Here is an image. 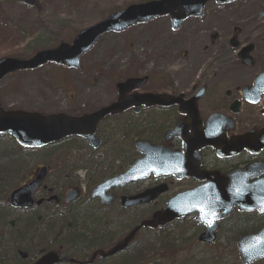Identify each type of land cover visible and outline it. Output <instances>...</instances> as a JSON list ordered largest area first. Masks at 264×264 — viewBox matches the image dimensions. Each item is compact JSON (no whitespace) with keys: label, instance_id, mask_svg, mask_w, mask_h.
I'll return each mask as SVG.
<instances>
[{"label":"rangeland","instance_id":"obj_1","mask_svg":"<svg viewBox=\"0 0 264 264\" xmlns=\"http://www.w3.org/2000/svg\"><path fill=\"white\" fill-rule=\"evenodd\" d=\"M24 1L0 0V58H26L39 49L56 47L59 42L68 43L80 29L103 19L110 12L148 0H35L32 5ZM240 3L220 7L210 1L205 6L202 18L185 21L181 29L175 32L170 29L169 19L163 17L120 33L104 34L84 54L80 70L47 64L32 71L5 76L0 81V102L5 109L81 114L110 102L115 94V83L127 77L146 75L150 77L153 87L160 86L156 84L158 80H173L183 89L190 81L209 77L203 73L206 69L211 71L210 63L212 59L216 60L210 47L216 43L212 42V36L217 34L221 38L226 37L232 24L244 26V19L259 18L258 14L264 7V0H245L243 4ZM262 19L247 26L245 31L248 35L261 37L264 45V18ZM262 51L264 53V47ZM148 86L150 87L149 84ZM87 92L93 94V100L84 101ZM51 98H56V102H50ZM151 119L153 129L160 124V119L164 124L167 121V118L157 115L151 116L149 120ZM149 120L139 121L137 127L148 126ZM81 146L79 141L66 140L59 145L42 149H23L11 136L0 135V186L7 190L8 195L13 188L32 176L36 167L51 163L57 152ZM81 158V154L69 157L65 164L68 169L58 175L55 174L56 169L52 168L47 182H57L61 187L76 180L75 176L84 178V187L97 182V178L84 177L83 170H75L70 179H64L65 173H71L70 166ZM127 165L128 162L124 160L101 164V173L105 175L103 178L117 173L118 169L123 171ZM147 183L151 181H140L134 189L145 187ZM191 184L192 181L187 180L173 181L168 194ZM2 197L4 192L0 193V205L4 203L6 206L7 200L2 201ZM162 202L163 200H159L133 212H120L117 206L106 210L102 215L109 225L107 234L110 238L119 236L136 220L160 207ZM47 210L40 211L50 212ZM55 210L60 209L51 211ZM33 213L37 211H12L6 206L3 223L0 224V241L4 244L13 243L14 247L21 246L26 253L34 256L35 251H32L26 241L19 242V238L28 237L26 232L29 230L21 229L18 232V229L13 228L20 220L32 217ZM260 219H264V215ZM84 221L83 217L79 218L75 226L81 230L85 227ZM221 225L217 242L209 246L197 243L200 227L194 216L171 223L162 232L143 230L138 238L149 235L151 239H155L163 236L169 244L171 242L172 246L166 250L153 251V260L160 264H240L233 237L243 230L257 227L259 219L232 215ZM57 243L58 239L49 248H61L64 253L68 252L66 247ZM109 261L112 262L111 259ZM253 264H264V259Z\"/></svg>","mask_w":264,"mask_h":264},{"label":"flooded vegetation","instance_id":"obj_2","mask_svg":"<svg viewBox=\"0 0 264 264\" xmlns=\"http://www.w3.org/2000/svg\"><path fill=\"white\" fill-rule=\"evenodd\" d=\"M244 1L236 0L228 6L238 2L243 4ZM257 19L259 18L244 19V26L232 24L230 33L224 38L217 36V34L212 36V42L216 43L210 47L216 60L212 59L210 63L211 71L206 69L203 73L204 76L209 77L190 81L185 88L180 89V84H175L173 80H158L156 84H160V86L153 87L150 83V77L147 76L148 80L144 85L127 94L131 96L138 93L164 95L169 99L167 106H153L150 108L142 106L138 113L134 112V108H130L119 115L106 116L97 126L96 136L100 138V144L97 148L91 147L84 138H67L66 140L79 141L82 146L65 150L61 155L57 153L52 157L51 163L46 164L47 172H51L52 168L56 169V175L64 172L68 169L65 164L69 157L74 158L75 155L81 154L82 158L73 166H70L71 173L70 175L65 173L64 179H70L75 170H83L84 177L97 178L98 181L84 187V178L81 179L79 176H75L76 180L73 179L68 184L59 187L57 182L48 183L46 179L44 186L42 185L34 192V198L42 200L41 204L30 210L56 208L58 204L62 207L65 191L75 187L80 192L79 197L67 208L79 209L80 211L86 208L96 210V213H99L98 217L101 218L100 223L97 224L96 228H93L90 222H88V226L83 223L85 227L81 230H89L86 233L88 236L96 231L98 232L96 235L101 238V234L105 233L102 213L115 206L120 209V212H133L138 208L151 206L159 200H163L161 205L163 206L166 200L175 193L204 185L208 180L207 175L225 176L234 171H246L249 170L251 164H255V167L251 169L253 174L251 180L264 179V90L254 80L257 75L264 72V53L262 51L264 45L261 37L248 35L245 31L246 27L252 26ZM251 20L254 22L252 25L249 24ZM249 45L251 46L250 53L243 58L240 55L241 49ZM206 49L208 48L206 47ZM248 57L249 60H247ZM257 92H259L258 95H256ZM116 97L117 95L114 94L110 99L111 101L106 104L114 101ZM193 97H196L195 103L192 102ZM193 108L197 112L198 124L190 125L186 123L178 130V133L164 141L163 134L171 129L177 121L183 119ZM153 115L167 118V121L164 124L163 120L160 119V124L153 129L152 119L149 120ZM148 120L150 121L148 126L137 127L139 121ZM137 140H147L153 145H162L164 153L168 157H177L180 163L190 160L198 163L196 170L199 177H185L177 180L171 175L150 176L143 181H151L145 187L140 186L139 189H134L139 184V182H134L108 191L113 195V200L107 206L102 205L99 198L89 200L91 189L95 184L101 182V179L105 176L101 173V164H112L122 160L129 163L140 157L135 147V141ZM186 148L190 149L187 150ZM121 171L122 169H118L117 173L104 178L119 174ZM31 177H28L23 183ZM185 180L192 181V184L168 194L173 181L181 182ZM160 184H166L167 191L159 195L155 201L132 208H121V197L132 196ZM50 196H54L55 199L48 200ZM82 201L94 205H82L80 203ZM21 212H26V210H21ZM251 215H257V213L246 214V217H251ZM221 224L222 221L219 223V228H221ZM16 225H18L19 232H21L20 228L26 231L34 227L31 224L26 226V222L23 221H19ZM20 240L21 242L26 241L36 254L31 256L21 246L14 247L13 243L7 242L4 244L5 256L3 259H6L7 264H15V261L17 264H36L43 254L42 251H47L45 250L47 247L42 248L39 244L33 249L32 242L26 237L19 238ZM108 240L112 242L113 238L109 237ZM92 248L84 249L82 253H70L65 256L67 260L73 258L75 261L82 262L90 256L87 251ZM96 248H99V246ZM1 250L3 252L4 248L1 247ZM96 258L93 259L91 264H97L98 259ZM58 264L78 263L62 260Z\"/></svg>","mask_w":264,"mask_h":264},{"label":"water","instance_id":"obj_3","mask_svg":"<svg viewBox=\"0 0 264 264\" xmlns=\"http://www.w3.org/2000/svg\"><path fill=\"white\" fill-rule=\"evenodd\" d=\"M33 1L26 0V3L31 4ZM209 1L211 0H150L130 4L124 9L109 13L105 19L79 30L70 43L61 42L56 47L37 50L28 58H0V80L9 73L32 70L49 62L80 69L81 55L89 51L102 34L121 32L133 25L146 23L162 16H169L171 29L177 30L188 17H203L205 4ZM214 1L217 4H224L233 0ZM259 16L264 17V8ZM249 51L250 48L245 49L241 55L243 56ZM146 79L145 76L131 77L117 82L115 86L118 94L116 101L81 116H70L64 113L44 115L21 109L4 110L0 103V133L12 135L20 145L29 148L42 147L69 136L84 137L92 147L97 148L100 140L94 134L98 123L106 115L119 114L131 107H134L135 112H138L141 105L145 107L167 106L168 99L164 96L147 93L127 95L144 85ZM257 80L264 82V73L258 76ZM193 102H195V98H193ZM185 119L188 124L193 125L196 122L198 124L196 110L193 108L188 112ZM185 123V121L177 122L173 129L164 134V139H168ZM135 146L137 151L144 156L135 159L123 173L97 184L91 191L90 199L99 198L107 206L113 200V195L106 194L110 188L145 179L150 173H153L154 176L172 174L177 179L186 176L199 177L196 170L198 163L191 160L180 163L177 157L164 155L160 146L150 145L147 141H136ZM45 175V167L37 169L32 180L13 189L9 194L10 205L14 208L32 207L34 203L33 191L41 185ZM206 178L208 182L205 185L174 195L163 208L154 212L151 217L140 221L115 244L93 252L85 263H90L97 256L106 257L118 252L133 241L141 227L156 228L193 212L197 214L195 219L205 227L198 236V241L203 243L214 242L218 222L231 214L235 206L239 211L264 212V180L249 183L248 176L241 173L227 176L214 174L207 175ZM164 191H166V186L160 185L134 196L122 197L120 204L124 208H129L148 203ZM78 196L77 188L69 189L65 195V204L68 205ZM41 201L38 200L36 204L39 205ZM236 247L241 264H252L264 258V226L257 231L244 233L238 237ZM58 261L59 252L52 250L40 257L36 264H54ZM76 262L78 263V261Z\"/></svg>","mask_w":264,"mask_h":264},{"label":"trees","instance_id":"obj_4","mask_svg":"<svg viewBox=\"0 0 264 264\" xmlns=\"http://www.w3.org/2000/svg\"><path fill=\"white\" fill-rule=\"evenodd\" d=\"M4 192V197H2V201L7 200V190H5L2 186H0V193ZM6 202V201H5ZM84 205L88 206L89 203H85ZM2 208L0 209V224L3 223L5 208V204H1ZM4 209V211H3ZM37 209V213H33L32 217L24 220L26 222V226L28 224L33 225L29 231H27L28 240L32 242L33 249L38 245L37 243H42L43 246L47 248L50 246L51 240H47L48 236H51V233H55L54 236L63 239L62 246L66 247L68 252L66 254H78L82 253L84 249L99 246L101 242L108 239V224H104L103 230L105 233L101 234V238L96 234L98 232L94 231L91 236L86 235L89 230H79L75 225L79 218L83 217L85 219L84 223L88 226V222H90L93 228H96L97 224L100 223L101 219L98 217V213L96 210H91L86 208L82 211L74 208L63 209L60 212L52 211L48 212V214L44 215V213H40ZM18 225H15L13 228H17ZM27 228V227H25ZM21 230V228H20ZM95 230V229H94ZM163 230L159 231L162 232ZM151 236H146L143 238H139L128 250L121 252L116 257L109 259L101 260V264H160L154 261L152 254L155 250H166L171 247L172 244L163 238V236H158L155 239H151ZM21 242V240L19 241ZM106 242V241H105ZM104 243V242H103ZM102 245V244H101ZM100 245V246H101ZM158 246V248H157ZM2 247L0 241V248ZM5 251H0V264H7L6 259H4ZM162 260L163 258H158V260ZM3 260V261H2ZM2 261V262H1ZM9 261V260H8Z\"/></svg>","mask_w":264,"mask_h":264},{"label":"bare ground","instance_id":"obj_5","mask_svg":"<svg viewBox=\"0 0 264 264\" xmlns=\"http://www.w3.org/2000/svg\"><path fill=\"white\" fill-rule=\"evenodd\" d=\"M254 22L251 20L250 22H249V24L250 25H252ZM93 94L91 93V92H87L86 93V97L84 98V101H88V100H93ZM56 98H51L49 101L50 102H56ZM55 235V233H51V236H48L47 238L49 239V241L51 240V243H50V246L54 243V241L56 240V239H58V243L57 244H60V245H63V244H61V242L63 243V239L62 238H58L57 236H54ZM26 238H28V237H26ZM37 244H39L40 246L42 245V243H37ZM44 246H42V248H43ZM77 260V259H76ZM3 261V260H2ZM1 261V262H2ZM80 261L78 260V264H81V263H79ZM15 264H17V262L15 261ZM97 264H101V262H98Z\"/></svg>","mask_w":264,"mask_h":264}]
</instances>
